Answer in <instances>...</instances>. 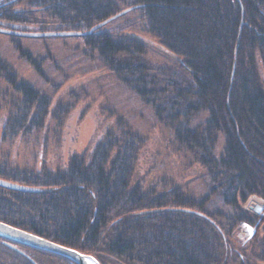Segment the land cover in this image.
Returning <instances> with one entry per match:
<instances>
[{
  "label": "trees",
  "instance_id": "16d2710c",
  "mask_svg": "<svg viewBox=\"0 0 264 264\" xmlns=\"http://www.w3.org/2000/svg\"><path fill=\"white\" fill-rule=\"evenodd\" d=\"M33 13L55 31H87L116 16L104 25L114 24L112 30L102 26L81 35L83 44L166 126L207 113L202 125L179 128L174 141L205 168L211 189L196 199L168 181L161 190L133 185L144 139L118 119L116 131L88 155L72 156L65 169L34 171L0 160V179L37 189L0 185V221L90 254L100 264H264V217L252 240L232 237L240 223L258 219L245 207L247 200H264V77L258 73L260 67L264 72V0H0L5 24L31 31ZM120 19L119 30L134 27L157 38L176 58L175 68L151 63L134 34L119 35ZM17 49L41 73L39 63ZM149 64L164 66L170 79L159 87ZM0 80L14 94L3 140L42 132L50 114L60 129L69 106L49 111L50 99L19 80L2 58ZM173 82L178 90L169 89ZM155 95L178 112L162 117ZM217 200L220 207L206 210ZM0 264L76 263L0 236Z\"/></svg>",
  "mask_w": 264,
  "mask_h": 264
},
{
  "label": "rangeland",
  "instance_id": "374dc122",
  "mask_svg": "<svg viewBox=\"0 0 264 264\" xmlns=\"http://www.w3.org/2000/svg\"><path fill=\"white\" fill-rule=\"evenodd\" d=\"M31 17L35 22L27 24L28 30L55 31L51 22L45 20L41 14L33 13ZM127 17H132V14H128ZM122 21L120 19L115 22L119 35L134 34L142 41L145 57L151 63L157 62L161 65L166 63L169 68H175L176 58L159 44L157 38L134 27L125 26L123 30H119ZM12 25L0 22V27L3 28L10 29L13 28ZM113 27L114 24L110 23L104 26L103 30H112ZM16 29L23 31L18 26ZM18 45L39 63L41 73L36 71L26 58L20 56ZM0 58L11 66L19 80L30 84L50 99L49 111L59 110V107L64 106L70 107L60 129L55 128L58 122L50 114L46 118V127L42 132L28 137L18 136L12 140H3L4 122L14 94L12 95L9 87L0 80V160L34 171L43 166L52 171L65 169L72 156L84 152L88 155L108 131H116L117 120L121 119L144 139L135 166L133 185L140 183L145 188L158 187L157 190H161L159 187L161 182L168 181V184H173L187 196L196 199L210 191L211 181L205 168L194 160L189 152L181 150L174 141V134L179 128L193 129L202 125L207 113L202 111L196 116L182 118L166 126L154 114L151 105L144 103L129 86L107 69L95 53H90L83 44L81 35L25 37L0 32ZM149 66L151 68L154 65ZM154 68L152 71L160 87L162 82L170 79V73L165 71L164 66ZM177 71L183 72L178 70V67ZM258 73L260 77H264L262 67ZM179 76L183 75L179 73ZM172 84L169 89L178 90L179 86L175 82ZM162 99L161 95L158 98L156 95L154 97L155 103L162 107V117L178 112L175 107L158 103ZM219 142L222 145L221 136ZM213 198L217 199V196ZM217 201L216 205L210 202L207 206L209 209L206 210L213 211L216 210L215 207H220L221 203ZM253 201L256 199L251 196L245 207L253 208ZM259 223L258 219L252 225L240 223L232 237L239 242L252 240ZM239 226L243 227L249 237H245L244 240L238 238L236 231Z\"/></svg>",
  "mask_w": 264,
  "mask_h": 264
},
{
  "label": "water",
  "instance_id": "95a60500",
  "mask_svg": "<svg viewBox=\"0 0 264 264\" xmlns=\"http://www.w3.org/2000/svg\"><path fill=\"white\" fill-rule=\"evenodd\" d=\"M116 16H113L109 19H106L96 25H94L92 28H90L87 31H47V32H35V31H22L16 29V27L12 26L13 28H3L0 27V32L12 34V35H18V36H63V35H86L100 26L104 25L108 21L112 20ZM0 185L9 188V189H15L20 191H36L37 189L30 186L20 185L17 183H13L10 181L2 180L0 179ZM254 212L258 213L260 211V207L256 205L253 209ZM261 229L264 230V222L261 226ZM0 236L16 241L18 243L45 250L48 252H52L61 256H64L72 261H74L76 264H100L98 260L86 253H82L76 249L58 244L56 242H53L51 240H48L46 238L40 237L38 235H35L33 233L27 232L25 230L19 229L17 227H14L12 225H9L7 223H4L0 221ZM8 244V243H7ZM11 248L17 249L16 246L12 244H8Z\"/></svg>",
  "mask_w": 264,
  "mask_h": 264
},
{
  "label": "built area",
  "instance_id": "2783aa9c",
  "mask_svg": "<svg viewBox=\"0 0 264 264\" xmlns=\"http://www.w3.org/2000/svg\"><path fill=\"white\" fill-rule=\"evenodd\" d=\"M255 199L256 201H253V203L260 205L261 207L260 217H263L264 216V200H260L258 198H255ZM237 229L238 230L236 231V235L238 236L240 240H244L245 237H249V234L246 231H244L243 227L239 226V228Z\"/></svg>",
  "mask_w": 264,
  "mask_h": 264
}]
</instances>
